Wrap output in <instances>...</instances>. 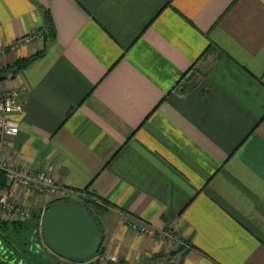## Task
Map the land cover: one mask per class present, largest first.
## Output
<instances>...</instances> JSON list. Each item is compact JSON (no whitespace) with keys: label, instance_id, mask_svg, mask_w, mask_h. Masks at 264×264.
Listing matches in <instances>:
<instances>
[{"label":"crops","instance_id":"1","mask_svg":"<svg viewBox=\"0 0 264 264\" xmlns=\"http://www.w3.org/2000/svg\"><path fill=\"white\" fill-rule=\"evenodd\" d=\"M34 30L0 57L2 71L38 54L0 80L23 92L4 160L66 190L35 212L75 204L101 230L85 260L49 249L80 264H264V0H0V47Z\"/></svg>","mask_w":264,"mask_h":264},{"label":"built area","instance_id":"2","mask_svg":"<svg viewBox=\"0 0 264 264\" xmlns=\"http://www.w3.org/2000/svg\"><path fill=\"white\" fill-rule=\"evenodd\" d=\"M39 37L34 30L27 36L20 38L13 44L0 47V57L6 52H15L21 46H30ZM22 91L11 89L0 93V172L4 176V185L0 188V214L11 222H24L34 213L33 199L46 197L49 201L63 198L66 190L55 182L49 171H36L19 168L4 160L5 141L17 136L19 132V118L23 112ZM44 213L39 217L40 227L43 224ZM128 220V219H127ZM128 227L142 236L154 237L158 240L181 243L166 232H154L136 222H128ZM42 235V230H41ZM112 264H126L115 257L105 258Z\"/></svg>","mask_w":264,"mask_h":264},{"label":"water","instance_id":"3","mask_svg":"<svg viewBox=\"0 0 264 264\" xmlns=\"http://www.w3.org/2000/svg\"><path fill=\"white\" fill-rule=\"evenodd\" d=\"M43 237L46 245L58 255L85 260L97 253L101 230L84 208L61 204L47 210Z\"/></svg>","mask_w":264,"mask_h":264},{"label":"rangeland","instance_id":"4","mask_svg":"<svg viewBox=\"0 0 264 264\" xmlns=\"http://www.w3.org/2000/svg\"><path fill=\"white\" fill-rule=\"evenodd\" d=\"M41 198L47 201L49 200V198L46 197L45 198L41 197ZM45 211H46V207L42 208L41 211L37 210L35 212V207H34L35 214L33 213V216L30 219H36V224L32 221H29L30 219H28L24 222L18 223L19 225H17L14 228L11 227V224L12 223L16 224L17 222L8 221L5 218V216L0 214V221L8 222V226H9L4 228V226L0 225V239L9 241L12 244V246L17 250L18 260L19 258L22 259L25 262V264H80V263H70L67 260L65 261L62 260V258H59L57 254L53 253L44 242L41 235L42 226L40 227V225L38 224L39 222L37 221H39V217L41 216L42 213H44L45 215ZM126 217L127 216H125V218ZM162 232H166V231H162ZM170 235L173 236L172 234ZM160 241H163L165 243L168 242L164 238L161 239ZM170 244H175V243L171 242ZM2 245L4 246V243L0 244V250L3 248ZM176 245L179 246L178 244ZM106 258H110V257H106ZM94 261L95 260L93 259V261H88L87 263L84 262L81 264H93ZM104 263L112 264L108 260H104Z\"/></svg>","mask_w":264,"mask_h":264},{"label":"trees","instance_id":"5","mask_svg":"<svg viewBox=\"0 0 264 264\" xmlns=\"http://www.w3.org/2000/svg\"><path fill=\"white\" fill-rule=\"evenodd\" d=\"M37 57L38 54H35L34 56L29 58L17 59L11 66L6 68L5 70L2 71L0 70V80H4L8 78L9 75H11V77H14L18 72H20L22 69L26 68L30 63H32ZM3 185H4V176L2 172H0V188H2ZM0 225L4 226V228L9 227L8 222L0 221ZM17 225L19 224L12 223L11 227L14 228ZM1 243H4V246L2 245L4 249L2 248L0 250V264H20L21 262L25 264V262L22 259L19 258L18 260L17 250L12 246V244L9 241L0 239V244ZM99 252L102 253V251L100 250Z\"/></svg>","mask_w":264,"mask_h":264}]
</instances>
